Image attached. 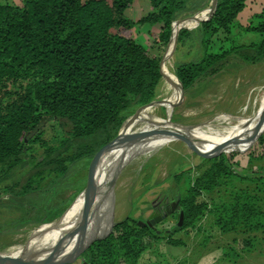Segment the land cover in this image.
Here are the masks:
<instances>
[{
	"label": "trees",
	"instance_id": "obj_1",
	"mask_svg": "<svg viewBox=\"0 0 264 264\" xmlns=\"http://www.w3.org/2000/svg\"><path fill=\"white\" fill-rule=\"evenodd\" d=\"M190 1L148 0L150 10L137 21L123 15L133 0H21L19 5H0V177L18 167L30 146L42 149L40 159H31L24 179L6 188L0 207L21 210L20 218L8 226L24 223L31 214L39 224L58 218L69 199L52 205L64 190L77 188L79 169L96 155L109 158L129 122L115 141L122 124L155 100L166 74L163 65L159 67L160 57L152 56L129 33L137 25H158L153 43L166 47L174 42L175 21ZM244 2L216 0L214 10L198 18L202 57L175 65V93L212 79L231 60L264 62L263 13L244 28L257 34L258 41L238 44L232 32ZM190 36L182 29L176 41L183 45ZM46 126L56 128L52 141L43 138ZM248 140L224 146L207 167L185 179L184 195L176 200L183 213L178 231L195 229L205 215L220 235L246 236L244 246L252 242L250 234L264 231V211L258 204L264 177H240L234 170L235 154H226L242 151L255 140L250 148L264 149V138ZM186 173L173 175L174 184ZM233 179L254 187L240 189ZM221 185L231 186L227 202L208 206L198 200ZM210 237L203 238L202 247ZM154 242L185 247L174 234L125 218L85 244L80 257L85 264H144V253Z\"/></svg>",
	"mask_w": 264,
	"mask_h": 264
},
{
	"label": "rangeland",
	"instance_id": "obj_2",
	"mask_svg": "<svg viewBox=\"0 0 264 264\" xmlns=\"http://www.w3.org/2000/svg\"><path fill=\"white\" fill-rule=\"evenodd\" d=\"M211 4L212 0H191L189 2L187 10L177 16L175 24H180V27L168 52L166 50L171 40L164 48H157L153 43V35L158 33V25H137L131 30L129 34L136 43L142 45L152 56L160 57V64L163 65L166 74L157 87L155 100L146 109L144 108L145 110L133 112L129 117L136 114L135 118L145 114L148 117L168 120L194 133L191 129L213 127L220 119H233V121L246 118L256 119L264 114V62L246 64L231 60L220 74L197 83L190 91L180 95L173 89L175 65L196 61L202 57L198 18L209 11ZM149 10L148 0H133L131 7L127 8L123 15L131 21H137ZM261 13L264 14V0H245L244 8L233 21L232 32L238 44L259 40L257 34L245 32L244 28L250 21L254 23L259 21L255 16ZM182 29L188 30L191 36L183 45H179L176 39L178 32ZM151 108H154L153 114L147 115V111ZM140 124L142 123L139 122L132 127ZM261 125L263 123L259 124ZM145 127L147 128L142 131L138 130L132 136L131 139L135 140L125 141L120 161L110 172L112 178L108 182V191L92 230L94 237L105 232L113 223L125 218L135 220L142 226L151 223L155 230L163 231L164 235H167L177 222L179 209L177 207L173 209V205L184 195L185 179L188 176L190 178L196 176V173L207 167L209 161L218 154L216 148L211 149L213 146L199 145L191 140L189 143L177 138L180 134L173 138L163 135L154 138L144 137L153 133L151 126ZM55 132L54 126H46L43 128V138L46 141H52ZM196 136L201 139L216 140ZM258 137L264 138V129L257 134L256 138ZM147 143L153 145L155 149L136 152L138 147ZM250 146L242 151L229 152L230 150H226L228 152L226 154H235L234 170L240 177L246 179L264 177V149H251ZM41 156L42 149L38 145L30 146L24 152L18 167L0 177V202L7 197L6 188L24 179L30 170L31 159H40ZM258 156L261 158H257ZM99 158L93 162L90 161L87 167L79 169L76 180L80 184L76 186L77 188L64 190L58 202L53 203L52 206L58 207L69 199L68 203L65 202L61 206L63 212L58 218L39 224V218L31 214L24 223L8 226V223L20 218L21 210L16 209V206L0 207V248L6 247L3 252L12 247L26 246L60 220L73 202L102 174L108 158ZM180 172L189 173H186V177L182 178L178 184H174L173 175ZM237 180L233 179L232 183L240 189L245 186L254 187L249 182L243 183ZM111 182L113 183L109 187ZM230 188V185H221L212 192L203 194L198 200L206 202L208 206L213 202L217 204L227 202ZM258 195V204L264 211V192ZM89 201L88 199L82 207L75 210L64 224L62 232H65V237L72 235L82 226ZM164 206L168 208V211L162 215ZM156 212L159 214L155 215ZM79 215L80 220H76ZM209 221L208 215H205L196 224L195 229L174 233L175 238L185 242V247H169L162 242L150 244L144 253L142 262L144 264H176L179 259L193 257L197 247H201L203 252L210 250L215 255L217 254L215 264H250L249 258H256L254 260H259V264H264V231L250 234L252 242L244 246L242 240L246 236L242 234L220 235L215 228L210 226ZM207 235H211V239L202 247L203 238ZM234 238L236 242H233ZM75 246L76 243L70 244L52 257H47L48 254L42 255L27 264H84L80 254H74ZM173 252L179 253L174 256L171 254ZM184 253L187 255H183Z\"/></svg>",
	"mask_w": 264,
	"mask_h": 264
},
{
	"label": "bare ground",
	"instance_id": "obj_3",
	"mask_svg": "<svg viewBox=\"0 0 264 264\" xmlns=\"http://www.w3.org/2000/svg\"><path fill=\"white\" fill-rule=\"evenodd\" d=\"M179 27L180 24L179 25L176 24V32L179 29ZM171 46L172 43L169 44L166 50L167 52L170 50ZM153 109L151 108V110L147 111V115H152ZM139 122H141L142 124L136 127H132L134 124H137ZM261 123H263V125L260 126L259 132L262 129H264V114L256 119L246 118L243 120L237 119L236 121H233V119H220L214 126L212 125L213 127L208 126V127H204L205 129H199V128L191 129L194 131L193 133L190 130H187L185 127H182L180 125H175L168 120H163L156 117L155 118L148 117L145 114L142 116L131 118L129 121H127L124 124V126L126 124L127 125L124 128L121 137L118 139L113 152L109 156L107 163L104 167V170L102 174L99 176V178L95 180L93 185L84 194L80 195L73 202L69 210L60 220H58L55 224L51 225L50 228L44 234H42L41 236L37 237L35 240L27 244V249H26L27 253L38 254L37 257L42 255H47L48 252L53 248V246L59 240L65 239L66 234L65 232H62V228L64 224L68 221L69 217L72 215V213L75 210L83 206V203L87 199H90L89 201L90 204L86 211L84 222H82L83 225L80 227V229H78L73 233L74 238L69 243V245L73 243H77V240L79 238H82L88 234H92V230L96 223L99 210L102 206L105 194L108 191V182L112 176L110 172L112 171L113 167L120 161V155L122 151H124L125 141L131 139L132 136L138 130L142 131L146 129L147 127L145 126H151L153 133L146 136H144L145 135L144 134L143 135L144 137L154 138L163 135V136H167L168 138H173L179 136L180 134V136L186 137L187 139L195 142L196 144L217 147L219 145L229 146L234 143H240L248 140L249 137L252 135L253 131L256 129V127L259 126V124ZM196 135L198 136L200 135L206 138L216 139V140L201 139ZM152 149H155V147L147 143L145 145H141L140 147H138L136 152L139 151L146 152ZM80 215L77 217L76 220H80ZM41 242H43V244H41ZM21 250L22 247L20 246L12 247L8 250H5L4 252H1L0 258L9 254H14L15 256H17L21 253Z\"/></svg>",
	"mask_w": 264,
	"mask_h": 264
},
{
	"label": "water",
	"instance_id": "obj_4",
	"mask_svg": "<svg viewBox=\"0 0 264 264\" xmlns=\"http://www.w3.org/2000/svg\"><path fill=\"white\" fill-rule=\"evenodd\" d=\"M215 4H216V0H212L211 8L209 9V11H213V10H214V8H215ZM160 66H161V64L159 63V67H160ZM181 94H182V93H181ZM181 94H180V95H181ZM151 103H152V102H151ZM151 103H150V104H151ZM150 104H149V105H150ZM149 105H147V106H149ZM144 107H146V106H144ZM144 107H142V108H144ZM142 108H140L139 110H141ZM139 110H138V111H139ZM138 111H136V112H138ZM135 115H136V114H134L133 116L129 117V118H128V119L122 124V126H121V128H120V130H119V132H118V134H117V137H116L115 141L119 138V136H120V132H121V129H122V127L124 126V124H125L127 121H129V119L133 118ZM259 130H260V126H258V127L253 131L252 135L249 137V140H248L249 142L252 141V140H254V139L256 138L257 134L259 133ZM177 138H179V139H181V140H183V141H186V142L191 143L190 140L187 139L186 137H182V136H180V137H177ZM129 140H135V139H129ZM224 146H225V145H219V146L216 147V149H217V151H218L217 156L219 155L220 151H224ZM98 158H99V155H96V156L91 160V162H93L94 160H96V159H98ZM111 174H112V173H111ZM111 178H112V176H111ZM112 183H113V182L110 183L109 187H111ZM92 185H93V183L90 184V185L85 189V191H84L82 194H84V193H85V192H86V191H87ZM87 200H88V199H87ZM87 200H86V201H87ZM89 200H90V199H89ZM89 204H90V202H89ZM89 204H88V206H89ZM175 207L178 208V203H177V202L173 205V209H174ZM87 209H88V207L86 208V211H87ZM85 214H86V212L84 213V217H85ZM83 222H84V221H83ZM182 224H183V213L179 210L176 225H175V226L169 231L168 234H174L175 232H177V231L182 227ZM82 225H83V224H82ZM146 226H148L149 228H153V224H151V223L146 224ZM79 229H80V228H79ZM73 238H74V236H73V234H72V235H70V236H68V237H65V239H63V240H59V241L53 246V248L48 252V256H47V257H52L53 255H55V254H57V253H59V252H62L63 249H65V248L69 245V243L73 240ZM94 238H95V237H94V234H93V233H92V234H88V235H86V236H84V237H82V238H79V239L77 240V243H76L75 248L73 249L74 254H81L82 249H83V246H84L85 244L91 242ZM26 249H27V245L24 246V247H22L21 253H20L19 255H17V256H15L14 254H9V255L3 256L2 258H0V264H27V263H29V262L35 260L36 257L38 256V254H35V253L29 254V253H27ZM84 264H85V263H84Z\"/></svg>",
	"mask_w": 264,
	"mask_h": 264
},
{
	"label": "crops",
	"instance_id": "obj_5",
	"mask_svg": "<svg viewBox=\"0 0 264 264\" xmlns=\"http://www.w3.org/2000/svg\"><path fill=\"white\" fill-rule=\"evenodd\" d=\"M20 1L21 0H13V1L12 0H0V5L5 4V3L10 4L12 2H14V3L11 5H19ZM203 251H204L203 248L197 247V249L194 252L195 254L193 257L191 256L190 259H188V258H184L183 260L179 259L176 262V264H215L217 261V259L215 258L217 254L215 255L214 253H212L213 251H210V250L207 252H203ZM178 253L179 252H173L171 254L174 255V254H178ZM183 255H187V254L184 253ZM254 259H256V258H254ZM254 259L249 258V260H248L249 263L250 264H259L258 263L259 260L256 261Z\"/></svg>",
	"mask_w": 264,
	"mask_h": 264
},
{
	"label": "flooded vegetation",
	"instance_id": "obj_6",
	"mask_svg": "<svg viewBox=\"0 0 264 264\" xmlns=\"http://www.w3.org/2000/svg\"><path fill=\"white\" fill-rule=\"evenodd\" d=\"M167 209H168V208H167L166 206H164V208H163L164 211H163L162 215H163L166 211H168ZM158 214H159V212H156V213H155V215H158ZM153 220H155V219L153 218Z\"/></svg>",
	"mask_w": 264,
	"mask_h": 264
}]
</instances>
